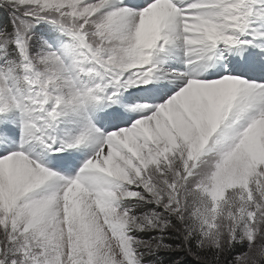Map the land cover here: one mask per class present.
Instances as JSON below:
<instances>
[{
    "label": "snow or ice",
    "instance_id": "1",
    "mask_svg": "<svg viewBox=\"0 0 264 264\" xmlns=\"http://www.w3.org/2000/svg\"><path fill=\"white\" fill-rule=\"evenodd\" d=\"M0 264H264V0H0Z\"/></svg>",
    "mask_w": 264,
    "mask_h": 264
}]
</instances>
